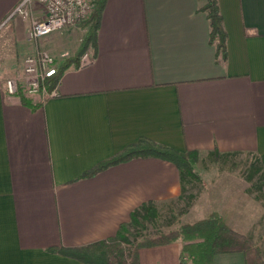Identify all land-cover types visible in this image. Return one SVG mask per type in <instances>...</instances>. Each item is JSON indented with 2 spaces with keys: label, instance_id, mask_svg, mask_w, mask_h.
Wrapping results in <instances>:
<instances>
[{
  "label": "crops",
  "instance_id": "crops-1",
  "mask_svg": "<svg viewBox=\"0 0 264 264\" xmlns=\"http://www.w3.org/2000/svg\"><path fill=\"white\" fill-rule=\"evenodd\" d=\"M21 1L0 0V264H86L52 249L111 238L141 206L183 200L186 171L159 157L85 175L141 138L180 152L255 154L264 170V0H218L225 59L201 10L207 0H106L87 49L95 60L70 62L44 100L9 94L6 79L36 50L62 65L90 23L60 31L53 50L28 39L29 19L11 16ZM245 206L210 196L184 213L194 221L216 210L251 235L258 212L232 213ZM181 247L142 248L140 264H180ZM218 256L214 264H245L242 252Z\"/></svg>",
  "mask_w": 264,
  "mask_h": 264
},
{
  "label": "trees",
  "instance_id": "trees-1",
  "mask_svg": "<svg viewBox=\"0 0 264 264\" xmlns=\"http://www.w3.org/2000/svg\"><path fill=\"white\" fill-rule=\"evenodd\" d=\"M105 3L106 0L98 1L96 11L90 20L89 30L81 41L80 48L74 56L65 59L59 73L48 80L49 89L52 90L59 83L64 68L70 62L79 63L82 54L90 46H96L97 30ZM201 10L207 13L210 20L211 42L216 43L218 53L225 59L227 32L223 25V16L218 0H207ZM198 153L197 150L180 152L175 148L160 145L151 139L141 138L137 143L127 146L121 152L100 162L85 175H94L110 166L137 157H159L174 163L183 171L192 173ZM215 154L220 153L215 150ZM156 213L157 209L152 203L143 205L132 213L129 222L121 224L115 236L85 246L57 247L52 251L79 259L86 264H140L139 253L142 248L167 244L181 237L185 241L182 251L189 255V261L192 264H214L218 254L229 252H242L245 256V264H264L261 251L254 246L252 239L233 229L224 215L217 211H212L197 221L182 225L175 237L147 238L133 246L130 245L132 244L129 239L131 227L140 225L142 220L155 217ZM186 263L182 262V264Z\"/></svg>",
  "mask_w": 264,
  "mask_h": 264
},
{
  "label": "rangeland",
  "instance_id": "rangeland-1",
  "mask_svg": "<svg viewBox=\"0 0 264 264\" xmlns=\"http://www.w3.org/2000/svg\"><path fill=\"white\" fill-rule=\"evenodd\" d=\"M66 29L67 28L63 30ZM63 30L52 32L40 38V40L46 39V41L53 43L51 38H57L59 32ZM51 48L53 50L58 48V43L54 42ZM57 58L61 60L60 57ZM23 69L24 66L21 68L20 72H17L12 77L21 75ZM185 174V178H187L188 182L186 184L187 192L183 200L177 202L175 205L163 206L160 211L157 210L155 217L142 220L140 225H133L131 227V234H129V239L132 243L130 245L133 246V244L147 238H159L161 236L175 237L179 233L182 225L197 221H187V214H189V212L186 214L184 212L187 211L190 206L192 207L194 203H203V199L211 196V200L215 203L240 204L243 201L246 205L244 208H246L247 211H232L233 215L239 216L245 214L246 218H250L258 212L260 215V225H258L254 234L246 235L252 239L254 246L260 249L264 258V170L261 167L257 155L246 153L218 155L215 153H198L196 161L193 164L192 173L186 171ZM216 180L218 184H212V182ZM207 193L210 196H207ZM235 197H238V199ZM191 203L192 205H190ZM252 205L260 206H254L256 208L254 211ZM224 217L227 219L225 215ZM232 228L235 229L234 227ZM177 240L182 245L179 257L180 264H182V256L186 254L182 251L185 241L181 237H178V239L176 238L174 241ZM128 247L132 249L131 246L128 245ZM186 264H192V262L188 261Z\"/></svg>",
  "mask_w": 264,
  "mask_h": 264
},
{
  "label": "built area",
  "instance_id": "built-area-1",
  "mask_svg": "<svg viewBox=\"0 0 264 264\" xmlns=\"http://www.w3.org/2000/svg\"><path fill=\"white\" fill-rule=\"evenodd\" d=\"M99 0H22L11 16L29 19L28 39L37 42L40 38L65 28L71 29L91 23ZM34 7L42 11L37 14ZM95 60V55L86 50L79 60L84 67ZM61 68V60L42 51L29 54L24 59L21 75L7 78L5 88L9 94L21 93L24 96H38L41 100L56 95L57 85L49 89L48 80L56 76ZM182 261H189V255L182 256Z\"/></svg>",
  "mask_w": 264,
  "mask_h": 264
}]
</instances>
